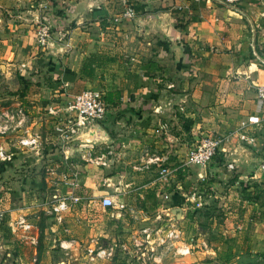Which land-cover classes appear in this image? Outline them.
<instances>
[{
  "label": "crops",
  "instance_id": "crops-1",
  "mask_svg": "<svg viewBox=\"0 0 264 264\" xmlns=\"http://www.w3.org/2000/svg\"><path fill=\"white\" fill-rule=\"evenodd\" d=\"M125 1L134 16L117 22L123 11L121 0H0V80L17 71L16 88L10 94L20 95L9 102L0 100V111L20 105L25 120L18 134L38 139L35 152L17 144L9 149L12 161L0 163V181L11 178L21 161L45 172L23 175L31 190H25L23 181L14 194L20 206L5 205L0 260L11 244H20L9 229L16 214L35 225L43 222L51 231L56 228L47 216L48 205L25 203L28 192L84 194L87 203L68 214L63 230L72 243H94L113 231L105 224L113 208L98 203L103 196L125 204L133 211L130 217L147 210L179 208L183 214L178 225L188 228L194 227L199 209L194 200L198 197L203 206L210 198L198 188H207L213 195L229 187L239 189L244 200L248 180L255 190L264 189V174L257 169L264 160V143L255 136L250 146L227 140L204 167L178 168L202 138L226 135L260 109L256 100L254 105V90L264 84V0L233 5L221 0ZM155 14L158 20L146 19ZM39 26L48 28L42 48L34 37ZM128 33L133 38L123 46L120 39ZM122 47L128 60L119 58ZM92 55L98 67L87 81L80 69ZM24 69L30 72L27 78ZM95 88L103 94L102 127L110 140L84 149L110 158L107 167L83 160L80 146L59 140L43 117L46 105H64L79 92ZM169 93L175 102L167 107L163 99ZM159 126L165 130L155 133ZM229 163H233L231 170L225 168ZM161 168L171 170L165 181L158 178ZM235 169L240 174L229 178L226 171ZM62 174L76 187L62 186ZM132 197L143 201L144 210L130 201Z\"/></svg>",
  "mask_w": 264,
  "mask_h": 264
},
{
  "label": "rangeland",
  "instance_id": "rangeland-1",
  "mask_svg": "<svg viewBox=\"0 0 264 264\" xmlns=\"http://www.w3.org/2000/svg\"><path fill=\"white\" fill-rule=\"evenodd\" d=\"M129 38H133L132 33H128L125 39H120L121 45L124 43L123 46H127L130 42ZM140 38L143 37H138ZM120 53V59L128 60L127 51L123 47ZM24 71L27 73L25 78L30 76L27 69ZM14 74H17V71H12L8 80H0V100L3 103L20 97L18 92L14 93V96L10 94V91L16 88ZM45 84H47L46 81ZM1 92L3 98H1ZM236 127L233 126V129ZM246 132L250 136L258 137L264 143V126L258 132L251 130ZM262 158H264V150ZM28 166L29 164L24 165L21 161L17 169H14L11 178L3 179V183L0 181V209L5 210V205L10 208L20 206L16 202L20 198L14 194L19 191L23 181L24 184L26 181L25 190H31L28 189L29 183L27 185L26 180L28 178L22 180L23 175L34 172L36 177L42 172V176L45 173L44 169L41 171L37 169V166L32 164ZM238 170L226 171V173H229V178L235 179L236 175L240 174ZM262 180L261 182H264V179ZM247 183L249 185L243 195L246 200L239 197V189L229 187L226 191L214 194L216 197L213 198L212 191L207 188H198L203 195L210 194V198L206 199L205 204L195 213L194 227H179L178 223L176 224V228L182 230L183 234L172 242L164 241L165 231L168 228L165 210L155 213H149L148 210L142 211V214H137L135 218L121 211L119 221L115 213L117 201L113 200V214L105 216V224L109 225L113 231L94 243L80 240L72 243L70 235L63 230L64 222L69 219L68 214L73 209L76 210L79 205L88 201L84 194H78L75 196L82 197L81 201L73 206L69 213L62 214V221L54 223L56 228L52 231L47 229L43 222L35 225L33 220H30L35 226L31 234L36 237V244L20 242L15 244L17 247L11 244V249L6 250L8 253L3 252L0 264H264V189L257 187L255 190L252 181L248 180ZM42 193L28 192L25 195L28 199L25 203L40 202L44 205L56 203L58 193L55 194L54 191ZM130 201L137 208L144 210L142 200L138 199L137 202V199L132 197ZM47 214L53 218L49 211ZM158 215L159 219H155ZM237 225L240 226L239 229H236ZM41 226L42 228H39ZM38 230H41L39 235H37ZM182 244L189 245L187 254H182L179 250ZM88 248L92 250V256L86 253ZM13 251L17 254L13 255ZM97 253L99 255L95 256ZM225 255H229L227 262Z\"/></svg>",
  "mask_w": 264,
  "mask_h": 264
},
{
  "label": "built area",
  "instance_id": "built-area-1",
  "mask_svg": "<svg viewBox=\"0 0 264 264\" xmlns=\"http://www.w3.org/2000/svg\"><path fill=\"white\" fill-rule=\"evenodd\" d=\"M51 1V0H48ZM241 0H221L224 4L233 5ZM123 11L117 18L120 20H131L134 12L130 5L125 0H121ZM34 37L38 47H45L48 38V28L46 26H39L35 29ZM254 99L260 104V109L256 114L247 116L246 121L240 127L234 129L226 135H214L202 138L198 144L191 147L185 154L183 161L178 165V168L190 167H204L207 165L217 150L229 139L235 140L239 144L250 146L254 143L252 136L247 134V130L259 128L264 126V84L258 85L254 90ZM43 117L50 125L51 132L62 142L69 141L77 134L80 127L90 123L100 124L106 119V105L103 101V94L99 89H88L74 95L71 101L66 104H53L50 103L44 107ZM24 114L20 105H12L0 111V163H11L12 153L9 149L15 144L26 150L35 152L37 147V137H21L18 133L24 125ZM165 126H159L155 133L164 131ZM83 150L82 159L88 163L96 166L107 167L110 158H103V156H96L92 154L91 148L85 145L78 144ZM92 146V145H90ZM233 163L227 164L228 170L232 169ZM258 171L264 174V160L261 161L257 167ZM171 170L168 168H161L158 172L159 180L165 181L170 175ZM60 183L67 188L76 187L74 180L68 178L65 174L60 176ZM56 203L48 205V211L53 216L54 223L62 221V214L69 213L71 208L77 205L82 197L74 196L72 194L56 195ZM191 197H194L191 195ZM193 202V201H192ZM99 205L102 208H113L112 198L103 196L99 199ZM195 208H200V200L197 199L193 202ZM116 210L118 212L127 210L128 215H132L133 211L127 209L125 204L117 203ZM5 211L0 209V224L4 221ZM155 219H159L156 217ZM9 229L13 232L15 239L18 242H23L29 245L36 244V237L31 234L35 230L33 222L29 221L23 214H16L10 221ZM183 234L182 230L176 228V225H169L165 231L164 241H173ZM182 254H187L189 245L182 244ZM88 256H92V250L86 249ZM97 253L95 256H98Z\"/></svg>",
  "mask_w": 264,
  "mask_h": 264
},
{
  "label": "water",
  "instance_id": "water-1",
  "mask_svg": "<svg viewBox=\"0 0 264 264\" xmlns=\"http://www.w3.org/2000/svg\"><path fill=\"white\" fill-rule=\"evenodd\" d=\"M147 20H158L159 14L146 16ZM163 102L167 107H170L175 102L173 94H167ZM109 136L105 129L98 123H90L83 127H80L77 134L73 136L68 142L81 144V145H97L101 143L109 142ZM120 212L116 211V215L119 216ZM182 211L179 208H172L165 212L166 222L169 225H176L182 218Z\"/></svg>",
  "mask_w": 264,
  "mask_h": 264
},
{
  "label": "trees",
  "instance_id": "trees-1",
  "mask_svg": "<svg viewBox=\"0 0 264 264\" xmlns=\"http://www.w3.org/2000/svg\"><path fill=\"white\" fill-rule=\"evenodd\" d=\"M95 59H96V56L92 55L89 58H87L85 62L83 63V65L81 66L80 73L87 78V81L91 80L94 67H98V65L94 63ZM103 122L100 123L101 126ZM183 169H186V168H183ZM227 256L229 255H225L226 262L229 260Z\"/></svg>",
  "mask_w": 264,
  "mask_h": 264
}]
</instances>
